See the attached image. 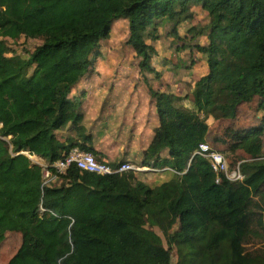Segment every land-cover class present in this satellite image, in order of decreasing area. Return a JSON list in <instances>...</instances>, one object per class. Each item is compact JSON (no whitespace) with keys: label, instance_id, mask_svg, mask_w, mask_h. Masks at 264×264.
<instances>
[{"label":"trees","instance_id":"trees-1","mask_svg":"<svg viewBox=\"0 0 264 264\" xmlns=\"http://www.w3.org/2000/svg\"><path fill=\"white\" fill-rule=\"evenodd\" d=\"M193 6L210 18L209 39L227 15L236 33L257 48L253 62L225 86L231 98L223 116L234 120L240 105L257 98L264 113V0H0V243L7 233L21 237L6 264H171L173 249L176 264H264V128L244 131L229 148L249 159L238 165L244 181L221 177L216 184L210 163L193 156L209 136L199 114L208 104L201 106L203 92L196 87L195 113L148 89L159 126L142 165L175 172L159 186L150 188L132 173L100 176L75 166L61 184L43 185V168L28 158L43 159L53 173L50 166L73 148L102 162L88 146L81 103L69 99L71 90L120 19L128 23L126 45L139 70L153 73L155 49L146 37L156 41L161 23L172 24L176 33ZM21 37L42 44L27 59L8 57L4 39ZM195 49L213 53L212 46ZM67 127L74 137L65 144L56 132ZM147 227L161 232L167 249ZM249 244L259 247L248 250Z\"/></svg>","mask_w":264,"mask_h":264},{"label":"crops","instance_id":"crops-1","mask_svg":"<svg viewBox=\"0 0 264 264\" xmlns=\"http://www.w3.org/2000/svg\"><path fill=\"white\" fill-rule=\"evenodd\" d=\"M128 36V23L115 21L109 34V43L126 42ZM101 43L102 41L99 46ZM147 44L153 45L155 49L150 64L153 73H141L138 63L133 64L127 61L129 58L118 55L120 48L103 47L89 72L69 94V99L81 103L82 125L86 134L91 137L88 146L98 153L101 161L130 162L134 166H143L142 154L150 145L154 130L159 126L156 102L149 95V87L174 99L177 107L187 113L197 111L193 94L191 96L196 81L186 76L184 67L173 64L175 56L171 49L168 50L170 53L168 52L167 58V51L158 52V40ZM126 48L129 50V46L126 45ZM130 56L136 57L134 52ZM154 72L160 75L158 79ZM56 136L60 142H65L73 138L74 134L67 127L56 132ZM166 156L167 152L161 154L162 158ZM36 159L39 166L46 165L43 159ZM156 168L164 170L156 174H133V177L154 188L175 176V172L168 167Z\"/></svg>","mask_w":264,"mask_h":264},{"label":"rangeland","instance_id":"rangeland-1","mask_svg":"<svg viewBox=\"0 0 264 264\" xmlns=\"http://www.w3.org/2000/svg\"><path fill=\"white\" fill-rule=\"evenodd\" d=\"M189 13V18L176 27V33L172 32L174 26L170 23H161L158 26V52L167 51V57L170 53L168 50L171 49L175 56L173 64L184 67L186 76L196 81L195 87L203 92L201 106L208 104L206 111L199 112L209 129L206 142L214 150L222 152L229 166L233 168L238 163L247 162L249 159L241 151L231 152L229 148L234 145L237 136L244 131L255 127L264 128V113L257 109V98L248 104L240 105L234 120L226 119L223 116L222 106L231 98V95L224 88L234 74L244 70L253 62L257 55V48L254 43L236 33V26L230 24L227 15L215 29L214 36L209 39L210 18L207 13L200 6H193ZM118 21L125 22L126 20ZM109 39L102 41L99 52L103 47L115 46L121 50L118 55L125 59L129 58L127 61H131L133 64L139 62L137 57H129L133 51H130V47L129 50L126 48V42L110 44ZM146 41L147 43L152 42L149 37H146ZM4 42L10 50L7 56H16L21 59H27L29 54L42 44L41 39H26L24 37L17 40L6 38ZM195 46L203 48L212 46L213 53L207 56L197 52ZM161 61L163 60H159V62ZM260 141L261 156L264 158V133ZM31 159L37 162L36 158L32 157ZM147 229L154 231L161 238L164 248H168L164 236L158 229L149 227ZM20 243L19 234H6L4 241L0 243V264H6L11 259ZM258 247L253 244L246 245L248 250ZM176 262V252L173 249L171 250V264H176Z\"/></svg>","mask_w":264,"mask_h":264},{"label":"built area","instance_id":"built-area-1","mask_svg":"<svg viewBox=\"0 0 264 264\" xmlns=\"http://www.w3.org/2000/svg\"><path fill=\"white\" fill-rule=\"evenodd\" d=\"M23 154L26 155V152ZM196 155L210 163V168L215 176L216 184L220 182L221 177H224L227 181L232 183L244 181V176L239 172L238 166L231 169L225 156L214 150L207 142H201L198 144L196 150L193 152V156ZM28 158L32 163H37L30 157ZM72 166H75L80 171L100 176L115 174L121 175L125 173L138 174L142 172L156 174L164 170L156 168L152 164L147 166H134L130 162H121L115 164H109L104 161L99 162L92 154L84 152L79 148H73L67 153H64L61 158H59L50 166L55 173L48 169L47 164L41 166L43 168V185H49L51 183H56L58 185L61 184V176H64ZM44 211L45 210L40 207L39 213L42 214Z\"/></svg>","mask_w":264,"mask_h":264},{"label":"bare ground","instance_id":"bare-ground-1","mask_svg":"<svg viewBox=\"0 0 264 264\" xmlns=\"http://www.w3.org/2000/svg\"><path fill=\"white\" fill-rule=\"evenodd\" d=\"M26 155H27V153H26ZM30 158H32V157H30ZM33 158H36V157H33Z\"/></svg>","mask_w":264,"mask_h":264},{"label":"water","instance_id":"water-1","mask_svg":"<svg viewBox=\"0 0 264 264\" xmlns=\"http://www.w3.org/2000/svg\"><path fill=\"white\" fill-rule=\"evenodd\" d=\"M33 164H37V163L33 162Z\"/></svg>","mask_w":264,"mask_h":264}]
</instances>
